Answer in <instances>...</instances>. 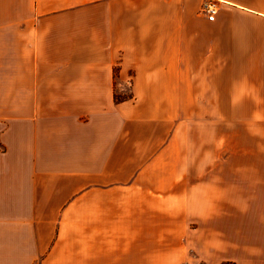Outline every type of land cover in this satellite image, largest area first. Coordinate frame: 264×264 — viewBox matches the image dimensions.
Wrapping results in <instances>:
<instances>
[{
    "label": "crops",
    "instance_id": "obj_1",
    "mask_svg": "<svg viewBox=\"0 0 264 264\" xmlns=\"http://www.w3.org/2000/svg\"><path fill=\"white\" fill-rule=\"evenodd\" d=\"M0 264H264V0H0Z\"/></svg>",
    "mask_w": 264,
    "mask_h": 264
},
{
    "label": "built area",
    "instance_id": "obj_2",
    "mask_svg": "<svg viewBox=\"0 0 264 264\" xmlns=\"http://www.w3.org/2000/svg\"><path fill=\"white\" fill-rule=\"evenodd\" d=\"M203 12H205L208 16L209 20H214L215 16L218 12V6L215 2L213 1H208L203 5Z\"/></svg>",
    "mask_w": 264,
    "mask_h": 264
},
{
    "label": "rangeland",
    "instance_id": "obj_3",
    "mask_svg": "<svg viewBox=\"0 0 264 264\" xmlns=\"http://www.w3.org/2000/svg\"><path fill=\"white\" fill-rule=\"evenodd\" d=\"M117 87H121L120 86H117ZM119 97H125V96H128L130 95V89H129V86L128 85H125L123 86L122 85V89L119 90L118 94H117Z\"/></svg>",
    "mask_w": 264,
    "mask_h": 264
}]
</instances>
